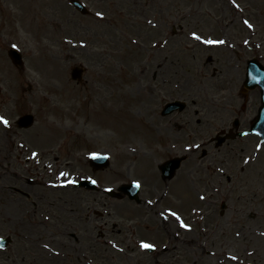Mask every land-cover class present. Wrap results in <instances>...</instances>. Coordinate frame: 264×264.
I'll use <instances>...</instances> for the list:
<instances>
[{"label": "rangeland", "instance_id": "374dc122", "mask_svg": "<svg viewBox=\"0 0 264 264\" xmlns=\"http://www.w3.org/2000/svg\"><path fill=\"white\" fill-rule=\"evenodd\" d=\"M82 2L91 15H81L68 0H0V116L8 121H0V237L12 239L0 249V264H264V143L249 135L219 149L209 143L234 117L246 127L256 113L258 89L247 93L242 109L240 88L245 61L264 63V0ZM60 3L65 10L57 13ZM63 11L78 36H56L52 21L63 22ZM66 38L82 50L65 52ZM207 39L223 43H203ZM12 46L22 54L21 67L7 55ZM54 58L61 62L59 80L49 73ZM75 66L84 70L80 83L70 77ZM171 100L186 108L161 116ZM25 113L35 121L26 129L16 124ZM33 131L47 137V147H22ZM90 154H105L110 164L94 170ZM180 155L186 157L175 175L162 179L160 163ZM60 171L71 175L69 190L78 202L77 215L63 217L61 228L43 212L42 201L58 193L46 186ZM80 179L112 190L135 181L141 203L76 187ZM185 198L214 217L213 231L183 209L181 225L189 230L180 229L174 239L157 232L148 217L175 212ZM81 218L87 220L83 237ZM184 236L203 251L227 250L233 259L218 262L201 249L183 255L175 246ZM57 238L68 248L65 260L42 259L38 253L53 249ZM141 242L156 249L148 253ZM109 243L122 253L109 250Z\"/></svg>", "mask_w": 264, "mask_h": 264}, {"label": "bare ground", "instance_id": "6f19581e", "mask_svg": "<svg viewBox=\"0 0 264 264\" xmlns=\"http://www.w3.org/2000/svg\"><path fill=\"white\" fill-rule=\"evenodd\" d=\"M60 7H62V9H64L63 5L60 3L59 5H57V13L60 12ZM65 10V9H64ZM62 14V12H61ZM66 12L63 11V22L61 19L58 20H54L52 21V26H53V30L56 33V36H62V34L64 33L67 36V33L71 34V36H78V31H76L73 28L72 23H69V19L66 16ZM66 20V21H65ZM68 25H70L69 27H67ZM69 31V32H68ZM90 38H94V35H89ZM70 38V37H69ZM65 42L67 43L66 46V51L67 53H70V51H74V50H82V44H77V43H71L70 39L66 38L64 39ZM194 46V45H192ZM85 47V46H84ZM86 51H88V48L86 49ZM64 59V57H63ZM52 67L49 69V73L54 76V78H58L61 79V72H62V68H61V62L59 61V58H54L49 60ZM117 64V63H116ZM230 65V69H232V63L231 61L229 62ZM118 66V64H117ZM145 68V67H144ZM144 71V70H143ZM13 88V87H12ZM36 94L35 92H33L31 95ZM154 127V125H152ZM137 128L140 129V126L137 125ZM131 130H134L133 127H131ZM135 134L136 135H140L139 132H137L135 130ZM131 136V135H130ZM46 140L47 137H45V135L41 134L39 131H33L31 134L27 135L25 137V141L26 144H24L22 147L24 149H28V148H36V147H47L45 146L46 144ZM134 140V139H133ZM1 138H0V155H2V153L4 152L1 149ZM48 144V143H47ZM59 166L63 167V166H70V163L68 164H64L63 162H59L58 161ZM155 168L150 169L149 173L150 174H154L155 173ZM61 173H67V175L65 176H61ZM70 178L71 175H69L68 172L65 171H60V174L58 175L57 181L54 184H49L47 185V192L50 194H53L55 192H58L56 195H50V197H48L47 195H43V199L42 201L44 202V207L43 208V212L45 214L50 215V217L52 216V218L56 221V224H60L61 226H59V228L66 227V223L64 224L62 219L65 216H68L70 213H73V215H77V206H78V202H76L75 197L71 194L72 191L69 190L70 185ZM154 187H156L157 185V181L155 180L154 182ZM188 185L186 182L182 183V188L183 191H188ZM0 190H1V186H0ZM76 195V194H75ZM189 199L185 198L183 200H180L178 202L175 203V209L176 211H162L159 212L158 216H154V214H151L148 218L151 222H154L157 224L156 228H154L157 232L160 231V229H163L164 231H167V234L170 238H175L176 237V233H179L180 229H182V231H187L189 229H185L183 228V226L181 225L182 221L184 220L181 211H184L183 209H191L190 210V214L194 215L193 213H195L197 216H199V219L203 220V223L201 224L203 229L206 228H210V230L213 231V218L211 215L209 214H205V213H200L197 212L198 209V201L193 199V202H190ZM51 209L53 211V213H48V210ZM172 213H176V215H172ZM162 217V218H161ZM177 217H179V219H177ZM10 221L16 222L17 221V217L16 216H12L10 218ZM208 223H210L208 225ZM143 228V227H142ZM151 227H148V229ZM208 228V229H209ZM190 231H192V229H190ZM28 238H30V241L32 244H34L35 248H39L41 249L36 243L38 241V238L35 235H28ZM193 238L191 236H184L181 239L180 245L179 247L175 246V249H180L181 252L183 253V255H187L192 253L195 249L200 250L204 256H206L207 254L210 256H217V261L218 262H223V260L226 259H233V255L229 252V251H222V249H219L218 251H203V246H197L194 241H192ZM56 246L53 247V249H49L47 250H43L40 251L38 254L40 257H42V259H57L59 261H64L67 255V249L63 246V240H61L60 238L56 239ZM111 247V248H109ZM108 247L109 250H114L117 252H121V249L117 248V246H115L114 244L110 245ZM166 252V257L171 256V252L168 249H165ZM42 253V256H41ZM112 254V252H111ZM128 256V255H127ZM126 256V257H127ZM129 258V257H128ZM154 264H158V263H154Z\"/></svg>", "mask_w": 264, "mask_h": 264}, {"label": "water", "instance_id": "95a60500", "mask_svg": "<svg viewBox=\"0 0 264 264\" xmlns=\"http://www.w3.org/2000/svg\"><path fill=\"white\" fill-rule=\"evenodd\" d=\"M71 3H73V5L81 12L83 13L86 12L84 6L78 0H71ZM8 55L11 57V59L14 62L18 64L22 63L20 54L14 48H11L8 51ZM73 72H74L73 77H75V75L76 77L80 76L81 71L79 69H74ZM244 86L247 89H254L255 87L257 88V86L260 88V99L259 100L261 101V105L258 108L257 116L251 122L250 130L247 132L257 134L261 137L262 140H264V66H262L255 59H251L248 61V67H247V72H246V79L244 80ZM175 108L182 109L183 103H179V102L167 103L164 107L163 114L170 113ZM32 122H33L32 115H25L18 120V124L20 126H25V125L29 126L31 125ZM234 125L235 126L237 125V121H235ZM247 132H239L237 134L243 135ZM234 137H235L234 134L226 133L224 136L217 137V139H219L217 144L218 145L221 144L226 138H234ZM180 161H181V158L175 157L174 159H171L165 162L161 166L164 176L171 177L174 171L176 170V168H178ZM90 163L93 166H95V168H103L108 165V159L105 155H95L90 158ZM81 184L90 189H94L96 187L95 184L91 182L90 180H82L79 183V185ZM119 189L128 193L130 198L137 197L138 188L135 184L123 185ZM108 193L110 195H115L111 191H109ZM9 240L10 239H7V238L6 239L0 238V246L2 247L5 246Z\"/></svg>", "mask_w": 264, "mask_h": 264}, {"label": "snow or ice", "instance_id": "6c2138e0", "mask_svg": "<svg viewBox=\"0 0 264 264\" xmlns=\"http://www.w3.org/2000/svg\"><path fill=\"white\" fill-rule=\"evenodd\" d=\"M97 15H102L101 13H97ZM246 24H248L247 21H245ZM249 27H252L251 24H248ZM193 36L195 39L199 40L200 37L197 36L195 33H193ZM203 43L205 44H216V43H223V41H217V40H211V39H207V40H204ZM0 121H2L5 125H7L8 121L5 120L2 116H0ZM35 155V153H34ZM67 175V173H61V176H65ZM93 183H95V181H93ZM139 186V185H137ZM172 215H176V213H172ZM177 219H179V217H177ZM183 227H188L187 225H184L182 224ZM154 247V245H151V244H148V243H145V242H141V248H144V249H147V248H152Z\"/></svg>", "mask_w": 264, "mask_h": 264}, {"label": "flooded vegetation", "instance_id": "af4514ba", "mask_svg": "<svg viewBox=\"0 0 264 264\" xmlns=\"http://www.w3.org/2000/svg\"><path fill=\"white\" fill-rule=\"evenodd\" d=\"M245 108H246V106H243V109H245ZM80 225L82 226V229H83V233L81 234V236L83 237L84 234H85V230H84V229H86L87 226H86V223H84V222H81ZM119 231H120V230H119ZM102 235H103V234H102ZM73 236L75 237L74 234H73ZM80 255H82V253H81ZM79 261L82 262L81 259H79Z\"/></svg>", "mask_w": 264, "mask_h": 264}]
</instances>
